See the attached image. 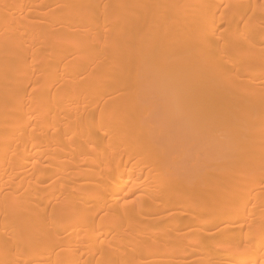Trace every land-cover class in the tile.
Segmentation results:
<instances>
[{"label":"bare ground","instance_id":"6f19581e","mask_svg":"<svg viewBox=\"0 0 264 264\" xmlns=\"http://www.w3.org/2000/svg\"><path fill=\"white\" fill-rule=\"evenodd\" d=\"M0 264H264V0H0Z\"/></svg>","mask_w":264,"mask_h":264},{"label":"rangeland","instance_id":"374dc122","mask_svg":"<svg viewBox=\"0 0 264 264\" xmlns=\"http://www.w3.org/2000/svg\"><path fill=\"white\" fill-rule=\"evenodd\" d=\"M43 84H44L43 82H40L39 86H40V85H43ZM39 86H38V90H37V92L39 91Z\"/></svg>","mask_w":264,"mask_h":264}]
</instances>
